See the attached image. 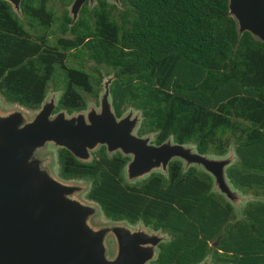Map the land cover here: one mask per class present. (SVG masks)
Returning a JSON list of instances; mask_svg holds the SVG:
<instances>
[{"label": "trees", "instance_id": "obj_1", "mask_svg": "<svg viewBox=\"0 0 264 264\" xmlns=\"http://www.w3.org/2000/svg\"><path fill=\"white\" fill-rule=\"evenodd\" d=\"M52 0H21V18L0 0V96L37 109L48 85H60L54 112L85 108L84 95L97 98L106 68L111 105L119 117L126 108L140 112L137 135L154 133L158 145L168 136L190 143L199 154L223 155L233 147L236 161L226 169L242 194L263 197L247 202L239 218L218 194L207 174L182 171L171 161L167 176L152 173L126 184V158L110 157L104 147L81 163L57 152L59 176L90 182L86 198L105 218L140 221L170 231L159 245L156 264H194L211 250L215 264H264V44L238 36L227 15V0H118L120 8L85 2L76 21L63 8L58 20ZM68 6L72 0H59ZM76 60L77 64H69ZM216 242L211 248L208 242ZM183 253L169 258V252Z\"/></svg>", "mask_w": 264, "mask_h": 264}, {"label": "water", "instance_id": "obj_2", "mask_svg": "<svg viewBox=\"0 0 264 264\" xmlns=\"http://www.w3.org/2000/svg\"><path fill=\"white\" fill-rule=\"evenodd\" d=\"M3 1L21 15V0ZM95 1L72 0L66 8L69 26L85 2L91 8ZM105 2L120 6L118 0ZM227 15L238 36L246 32L264 44V0H227ZM112 80V74L102 79L98 106L71 113L54 112L61 92H46L31 112L0 102V264H147L166 240L140 221L105 219L98 204L82 200L90 182L59 176V149L81 163L90 162L100 147L107 157L119 153L129 159L122 168L127 184L152 173L166 177L169 163L179 161L182 171L192 167L207 174L210 192L233 212L240 204L261 200L242 194L229 181L226 169L237 159L231 145L223 155L199 154L193 144L174 143L171 136L157 145L154 133L137 135L140 112L129 107L115 116ZM200 264L211 263L205 259Z\"/></svg>", "mask_w": 264, "mask_h": 264}, {"label": "rangeland", "instance_id": "obj_3", "mask_svg": "<svg viewBox=\"0 0 264 264\" xmlns=\"http://www.w3.org/2000/svg\"><path fill=\"white\" fill-rule=\"evenodd\" d=\"M96 4V1L95 3L92 5V7ZM49 7L54 11L55 15L58 17V20L56 21V23L52 26V31L54 32L52 35H53V39L57 38L58 36H60V31H59V28H58V25L60 23V16L62 15V11H63V8L65 7V9L67 8V6H63L61 4V2L59 0H52L50 3H49ZM117 7V6H116ZM117 8H120V6H118ZM21 18V15L19 16ZM69 64H72V65H75L77 64L76 60L74 61H69ZM84 69L87 71V72H90V73H94V70H98L100 71L101 73V77L102 79L104 80L105 78L109 77L111 75L110 72H108L107 74H105L106 72V68H103V67H96L94 65L93 62L91 61H85V64H84ZM101 79V81H102ZM55 85L56 86H59L60 83L59 81L57 80L56 83H50L48 85V89H47V92H61L60 91V88H55ZM102 91V85L100 83V86L98 88V93ZM84 100H85V105H92V106H98V98L94 99L93 97L89 96V95H84ZM0 102L3 103V104H6V105H9V103H7L1 96H0ZM127 109V108H126ZM28 111H32V110H28ZM55 152H57V149H55ZM76 182H82L84 184L87 183V180H84V179H79L77 180ZM138 182V181H137ZM135 182V183H137ZM129 184H133V183H129ZM245 195H252V194H245ZM84 201H87V198H86V195H83L82 196ZM80 197V198H82ZM259 199H262L263 197H258ZM244 207V205L240 204L239 205V208L234 211V216L235 218H239L240 215H241V210L242 208ZM132 225H135V224H132ZM161 235V234H160ZM162 236H165V235H162Z\"/></svg>", "mask_w": 264, "mask_h": 264}, {"label": "flooded vegetation", "instance_id": "obj_4", "mask_svg": "<svg viewBox=\"0 0 264 264\" xmlns=\"http://www.w3.org/2000/svg\"><path fill=\"white\" fill-rule=\"evenodd\" d=\"M152 143H154V144H156L154 141L152 142ZM105 149V148H104ZM106 154V153H105ZM107 156V155H106ZM126 158V157H125ZM129 159L128 158H126V160H125V162H127ZM88 181V180H87ZM89 182V181H88ZM138 182H140V181H138ZM137 182V183H138ZM126 183V182H125ZM127 184V183H126ZM134 184H136V183H134ZM134 184H130V185H134ZM105 217V216H104ZM105 219H107V218H105ZM110 220V219H109ZM139 222V221H138ZM146 227H148V226H146ZM148 228H150V227H148ZM159 233L161 234V235H165L164 237L166 238V240L165 241H163V242H160L158 245H157V250H156V255H155V259H153V260H151V261H149L147 264H156L155 263V261H156V259H157V256H158V254H159V252H160V250H159V245L160 244H162V243H166V242H169L170 240H171V238H172V235H171V233H170V231H161V230H159ZM212 244H216V242L214 241V242H208V245L211 247V248H214L215 247V245L213 246ZM179 252H176V253H173V251H171L170 249H169V252L168 253H166L165 254V257L167 258V259H169V258H179V257H182L183 256V253H181V254H178ZM208 260L211 264H215L214 263V261H216L217 260V258H216V255L213 253V251L211 250L208 254H206L200 261H198L197 263H194V264H200V263H202L204 260ZM172 264H174L173 262H172ZM218 264H220V263H218ZM221 264H224V263H221Z\"/></svg>", "mask_w": 264, "mask_h": 264}]
</instances>
